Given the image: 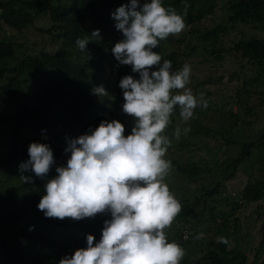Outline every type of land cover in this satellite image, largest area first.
Returning a JSON list of instances; mask_svg holds the SVG:
<instances>
[{
  "label": "trees",
  "instance_id": "1",
  "mask_svg": "<svg viewBox=\"0 0 264 264\" xmlns=\"http://www.w3.org/2000/svg\"><path fill=\"white\" fill-rule=\"evenodd\" d=\"M130 0H0V20L14 32L30 26L39 13L47 15L50 24L42 28L60 41L59 46L51 50H39L37 53L14 56L18 42L0 37V136L8 135V146L3 151V161L6 168L14 162L22 164L29 159L28 148L32 142L48 144L56 161L50 173L43 180L35 178L33 173L20 171L14 175V185L0 181V264H59L64 256H71L75 250L86 248V235L92 234L95 242L101 238L106 214L85 218L79 221L65 218H46L38 209V204L44 194V184L56 175L55 168L66 165L70 153L65 154L70 139L76 138L99 126L102 120H119L125 125V135L130 134L134 118L123 113V93L119 81L126 75H133L131 66L120 65L114 58L111 49L121 40L122 33L115 25L112 13L122 4ZM141 4L145 0H140ZM192 0H162L165 7L174 8L178 14L193 19L191 13ZM227 21L264 28V0H228ZM198 15V14H197ZM100 30L102 39H90L87 50L93 49L100 53L107 67L113 70L114 81L111 84L116 92L115 108L110 111L104 104H97L92 86L96 83L91 61L80 62L83 54L76 46L78 38L91 35ZM226 30L224 23H218L210 28L199 30L197 38L208 42L214 56L220 57L221 36ZM20 43H18V46ZM240 59H245L242 78L245 83L248 72L255 74L264 71V37L250 35L239 36L228 46ZM163 60L171 61V71H178L174 52H166L160 41L154 49ZM174 58V59H173ZM10 59V60H9ZM27 69L42 72L43 77L32 80L31 89L26 91L23 78ZM250 69V71H249ZM257 74V75H256ZM252 77V75H251ZM121 107V109H119ZM238 107V112L241 107ZM235 109V108H234ZM231 114H235L233 111ZM179 112L175 111L167 129L176 122ZM112 117V118H111ZM8 127V128H7ZM8 129V130H7ZM7 131V132H6ZM259 139H264V131ZM259 141L257 156H261L264 168V142ZM253 142L241 145L238 156L234 159L240 162L243 155L251 153ZM234 159L232 160L234 163ZM242 162V161H241ZM245 164V163H243ZM233 171L230 175H232ZM33 176L34 183H24L20 176ZM6 181H10L8 177ZM242 200L249 198H264V178L254 188L246 186ZM188 204H182V210L176 217L180 222L177 236L189 240L199 234L193 217L196 212L188 211ZM32 228V230H30ZM214 245L209 240L210 248L206 246L200 254L197 250L190 252V257H184L181 264H244L245 256L228 250L225 244ZM255 253L253 264H264V230L261 241Z\"/></svg>",
  "mask_w": 264,
  "mask_h": 264
},
{
  "label": "clouds",
  "instance_id": "2",
  "mask_svg": "<svg viewBox=\"0 0 264 264\" xmlns=\"http://www.w3.org/2000/svg\"><path fill=\"white\" fill-rule=\"evenodd\" d=\"M112 18L122 39L111 52L120 65L131 66L133 75L119 81L123 93V113L134 118L131 132L119 120H102L94 130L70 139L64 153H70L66 165L56 166V175L44 184L38 209L46 218L79 221L109 213L101 238L95 242L86 235V248L64 256L59 264H181L184 248L169 242L166 229L182 210L181 202L170 191L165 178L171 171L165 159L171 139L165 134L171 117L179 107L186 124L198 106L206 108L203 93L193 94L191 66L185 63L178 71L154 51L160 41L180 34L186 27L184 16L162 0H130L118 7ZM102 39L100 30L78 38L77 48L86 52L90 39ZM97 96H107L103 86L93 89ZM190 127L183 129L187 135ZM174 136L179 139L181 128ZM29 159L19 166L21 173H33L43 180L56 164L53 151L46 143L32 142ZM24 183H34L33 176L21 175ZM32 230V228H30ZM199 233L197 239H203ZM218 243L229 244L224 236Z\"/></svg>",
  "mask_w": 264,
  "mask_h": 264
},
{
  "label": "rangeland",
  "instance_id": "3",
  "mask_svg": "<svg viewBox=\"0 0 264 264\" xmlns=\"http://www.w3.org/2000/svg\"><path fill=\"white\" fill-rule=\"evenodd\" d=\"M227 5L228 0H192L193 19L184 17L185 29L162 41L166 52H174V63L178 64L179 70L185 63L191 66L192 73L187 87L197 97L203 93L208 101L206 108L198 106L195 109L194 117L186 124L178 115L172 128L165 131L171 139L165 159L172 164L165 182L181 205H189L188 211L193 205L192 210L196 212L194 224L199 227V233H204V237L197 239L195 235L189 240L180 239L177 236L180 222L176 218L171 227L166 229V233L169 242L175 241L184 248V257H190L193 250L200 254L206 246L211 248L209 240L220 246L217 237L224 236L229 240V244L225 245L228 250L243 254L244 264H253L264 230V198H249L244 201L241 195L246 186L254 188L264 178L263 161L256 154L261 141L259 136L264 131V71H260L256 79L254 70L248 72V80L244 83L242 74L245 68L240 64L245 59H240L233 51H229L228 46L239 36L264 37V28L228 22ZM42 14L36 15L30 26L17 32L0 20V37L20 43L15 46L13 59L23 54L37 53L40 49L51 50L59 46V40L42 30L50 24L47 15ZM218 23H224L226 30L220 40V57H215L213 49L216 47L212 48L208 42H202L197 34L199 30ZM89 50L91 58L83 53L78 60L91 61L90 66L97 79L92 88L103 86L108 93L107 96L94 94L96 102L98 105L104 104L110 111L117 110L116 93L114 94L116 90L111 88L114 68L110 70L107 67L99 52L92 48ZM40 77H43L42 72L27 69L23 76L28 80L23 83L24 89L29 91L32 80ZM237 106L241 107V111H237ZM175 111L179 112L178 106ZM233 111L234 115L231 114ZM177 126L181 128L179 139L174 136ZM185 127L191 129L187 135L183 134ZM249 141L253 142L251 153L243 155L239 159L242 162L236 161L234 158L238 156L241 145ZM7 146L8 135L2 134L0 163ZM19 166L14 162L10 168L1 164L0 181L14 185V181H18L14 180V175L20 171ZM6 177L10 181H6ZM103 214H106L107 220L111 219L109 213ZM99 215L102 214L96 216Z\"/></svg>",
  "mask_w": 264,
  "mask_h": 264
}]
</instances>
